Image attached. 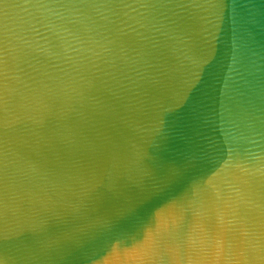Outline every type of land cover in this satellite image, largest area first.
Listing matches in <instances>:
<instances>
[{
  "label": "water",
  "instance_id": "obj_1",
  "mask_svg": "<svg viewBox=\"0 0 264 264\" xmlns=\"http://www.w3.org/2000/svg\"><path fill=\"white\" fill-rule=\"evenodd\" d=\"M0 264H264V0H0Z\"/></svg>",
  "mask_w": 264,
  "mask_h": 264
}]
</instances>
